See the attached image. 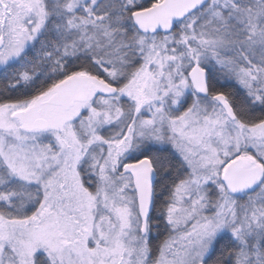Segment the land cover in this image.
Segmentation results:
<instances>
[{"label": "snow or ice", "instance_id": "obj_1", "mask_svg": "<svg viewBox=\"0 0 264 264\" xmlns=\"http://www.w3.org/2000/svg\"><path fill=\"white\" fill-rule=\"evenodd\" d=\"M0 264H264V0H0Z\"/></svg>", "mask_w": 264, "mask_h": 264}]
</instances>
